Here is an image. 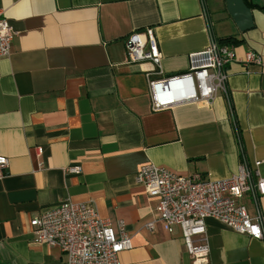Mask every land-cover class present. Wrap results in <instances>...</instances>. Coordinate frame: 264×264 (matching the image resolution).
Wrapping results in <instances>:
<instances>
[{
  "label": "crops",
  "instance_id": "0c3cea01",
  "mask_svg": "<svg viewBox=\"0 0 264 264\" xmlns=\"http://www.w3.org/2000/svg\"><path fill=\"white\" fill-rule=\"evenodd\" d=\"M250 1L255 25L241 32L225 0H0L16 30L10 55L0 57V155L9 159L0 264H67L60 248L35 241L30 223L64 200L93 205L118 234L124 224L133 247L120 264H192L180 230L164 228L136 174L154 162L223 179L245 158L264 160V0ZM210 23L219 39L239 40L238 57L253 50L262 64L229 65L230 103L219 92L212 104L154 111L147 73L157 67L128 63V36L153 27L172 76L207 47ZM259 169L264 175V162ZM246 202L264 218V196ZM206 223L209 264H264V239L213 217Z\"/></svg>",
  "mask_w": 264,
  "mask_h": 264
},
{
  "label": "built area",
  "instance_id": "2783aa9c",
  "mask_svg": "<svg viewBox=\"0 0 264 264\" xmlns=\"http://www.w3.org/2000/svg\"><path fill=\"white\" fill-rule=\"evenodd\" d=\"M211 32V23H210ZM16 35L6 10L0 7V57L11 53ZM128 63L149 60L157 70L147 73L152 109L161 111L177 104L195 102L212 104L219 92L230 103L229 65L238 61L245 66L262 64V56L247 50L238 57L231 43L220 42L211 32L206 48L189 54V70L167 76L162 67V52L153 27L132 32L126 40ZM256 160L245 158L236 174L213 179L202 172L182 174L169 167L146 162L136 174L148 195L156 198L158 220L170 233L180 230L185 250L192 264H209L211 248L206 220L216 218L239 233L264 239V218L260 211L250 214L246 198L257 204L264 196V175ZM7 156L0 155V178L6 175ZM67 173L78 174L80 166H69ZM35 241L56 246L66 255L67 264H120V253L133 247L132 237L119 223V234L108 218L100 216L87 202L64 200L46 208L31 221ZM154 228V221L147 224Z\"/></svg>",
  "mask_w": 264,
  "mask_h": 264
},
{
  "label": "water",
  "instance_id": "95a60500",
  "mask_svg": "<svg viewBox=\"0 0 264 264\" xmlns=\"http://www.w3.org/2000/svg\"><path fill=\"white\" fill-rule=\"evenodd\" d=\"M226 8L232 16L238 29L241 32H246L252 29L255 25L254 15L250 6L245 0H225Z\"/></svg>",
  "mask_w": 264,
  "mask_h": 264
},
{
  "label": "trees",
  "instance_id": "16d2710c",
  "mask_svg": "<svg viewBox=\"0 0 264 264\" xmlns=\"http://www.w3.org/2000/svg\"><path fill=\"white\" fill-rule=\"evenodd\" d=\"M245 2L248 4V6H252V2L250 0H245ZM220 42H225V43H232V44H237L239 40L235 36H228L224 38L219 39Z\"/></svg>",
  "mask_w": 264,
  "mask_h": 264
}]
</instances>
